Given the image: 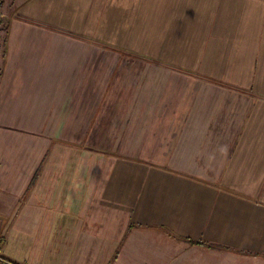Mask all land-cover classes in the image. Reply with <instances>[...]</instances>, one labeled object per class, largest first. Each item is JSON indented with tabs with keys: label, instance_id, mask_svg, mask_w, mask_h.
Returning a JSON list of instances; mask_svg holds the SVG:
<instances>
[{
	"label": "crops",
	"instance_id": "obj_1",
	"mask_svg": "<svg viewBox=\"0 0 264 264\" xmlns=\"http://www.w3.org/2000/svg\"><path fill=\"white\" fill-rule=\"evenodd\" d=\"M144 51L184 122L119 120L168 98ZM0 257L264 264V0H0Z\"/></svg>",
	"mask_w": 264,
	"mask_h": 264
},
{
	"label": "rangeland",
	"instance_id": "obj_2",
	"mask_svg": "<svg viewBox=\"0 0 264 264\" xmlns=\"http://www.w3.org/2000/svg\"><path fill=\"white\" fill-rule=\"evenodd\" d=\"M113 49L115 48H111L110 51L112 53H116L117 50H113ZM144 52L141 55H134L130 53V56H135L139 58L142 63H146V62L150 64L156 63L157 66H160V69H157V71L155 72L148 71V72H144V74H156V73L164 74L166 79L168 80L167 82L168 98L159 99L157 104L154 105L152 108L154 112H150L151 109L149 110V108L147 107L146 102L149 99L142 98L144 102H142L141 111L139 114L137 113L136 108L133 109L130 99H121L119 101L120 110H121V113L119 114V120L121 121L125 120L127 122L140 121L142 125L146 123H164L170 121L184 122L183 120H185L188 113H186L184 109H182V107L181 108L179 107L180 101L182 100L181 94L179 95V93L180 90L183 91L182 93L187 92L189 95L188 102H191L195 98V91L197 90L196 74H195V70L192 71L190 69L192 67H195V65L186 66L187 60H185L183 61L185 63V66H182L180 64L181 59H179L180 57H177V55H173V56L168 55V62H166L160 60L158 57L152 55L148 51H144ZM191 57L192 54L188 56V58ZM145 65L147 64H143L142 67ZM161 69L163 72H161ZM144 70H148V69H144ZM143 79L144 76L142 75V80ZM176 92H178V94ZM176 104H178V106H175ZM175 109L179 110V112L173 113ZM164 111H168V113L165 114Z\"/></svg>",
	"mask_w": 264,
	"mask_h": 264
},
{
	"label": "trees",
	"instance_id": "obj_3",
	"mask_svg": "<svg viewBox=\"0 0 264 264\" xmlns=\"http://www.w3.org/2000/svg\"><path fill=\"white\" fill-rule=\"evenodd\" d=\"M189 243L190 244H201L202 242L198 241V240H190L189 239ZM0 261L3 262V263H6V264H17L15 262H12L10 260H7V259L1 258V257H0Z\"/></svg>",
	"mask_w": 264,
	"mask_h": 264
}]
</instances>
